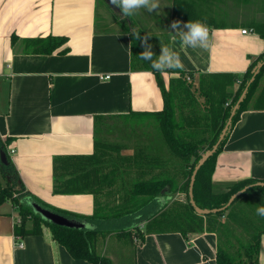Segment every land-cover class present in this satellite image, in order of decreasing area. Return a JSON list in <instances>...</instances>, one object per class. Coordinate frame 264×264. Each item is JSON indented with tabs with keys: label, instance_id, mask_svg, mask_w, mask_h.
<instances>
[{
	"label": "crops",
	"instance_id": "crops-1",
	"mask_svg": "<svg viewBox=\"0 0 264 264\" xmlns=\"http://www.w3.org/2000/svg\"><path fill=\"white\" fill-rule=\"evenodd\" d=\"M186 3L182 15L202 20L211 29L208 50L181 49L178 39L172 40L171 23L183 22L173 16L179 0H159L155 11L140 9L130 16H122L111 0H0V143L4 146L0 151L26 192L45 205L81 216L93 215L97 203L103 202L101 194L54 193L55 163L65 157L92 155L95 137H99L95 129L99 119L104 132L121 121L120 117L162 110L155 75L131 68L130 33L134 30L162 37L180 53L181 71L193 72L195 77L196 73L241 77L264 53V38L257 33L264 25V0ZM242 30L247 33L242 34ZM47 36L64 37L66 42L51 54L27 51L31 40ZM105 76L109 77L100 78ZM177 77L161 74L165 88ZM124 151L129 152L122 154ZM130 151L121 149L120 153L129 155ZM1 161L0 156L4 178L0 188L13 177L3 173L1 166L6 164ZM56 167L65 173L60 163ZM91 178L93 187L95 175ZM248 179L264 181V110L247 109L239 115L211 175L217 192ZM167 201L159 196L135 215L97 223L102 232H108L103 252L111 264L112 257L126 249L122 244L125 238L116 235L143 231L146 221ZM18 218V209L10 201L0 206V264H90L72 259L53 241L45 225L39 235H18L23 243L19 248L14 229ZM83 222L86 229L93 228ZM31 225L29 218L25 228ZM109 240L113 249L107 247ZM216 242L212 232L187 238L162 233L145 235L141 243L133 240L128 246L132 264H215ZM257 264H264V234Z\"/></svg>",
	"mask_w": 264,
	"mask_h": 264
},
{
	"label": "trees",
	"instance_id": "trees-1",
	"mask_svg": "<svg viewBox=\"0 0 264 264\" xmlns=\"http://www.w3.org/2000/svg\"><path fill=\"white\" fill-rule=\"evenodd\" d=\"M186 4V0H179L180 7H175V4L173 12L174 17L177 16L185 23L189 20L182 15L181 9H185ZM257 30L264 38V32L261 31H264V25ZM137 36L147 35L137 30L130 33L131 68L134 71L153 72L150 62L139 58L144 49ZM147 37L153 46V52L159 55L160 46L167 43L162 37ZM65 42L64 37L37 38L31 40L27 51L51 54ZM61 52L65 50H60L59 53ZM258 62L262 66L253 76ZM173 71L178 77L170 79L167 88L163 84L161 73L154 72L163 99L161 111L132 113L120 117L122 122L133 125L154 122L161 140L157 148L152 149L146 144L135 142L130 147V154L122 155L121 149H129L106 142L104 136H97L92 155L61 159L59 163L65 167L64 174L58 171L56 165L59 163L55 159L57 164L55 163L54 171V193L89 192L104 195L103 202L97 203L93 215L81 216L45 205L24 190L10 163L1 166L5 175H13L11 181L0 188V206L10 201L18 209L20 223L15 225L16 235H39L45 225L49 228L53 241L62 246L72 259L85 260L90 264H111L108 257L96 251L99 240H105L108 234L102 232L97 223L135 215L157 197L165 196L168 201L146 221L143 231H122L116 236L124 237L132 245L133 240L139 244L148 234L179 233L187 238L190 235L212 232L217 237L215 264H257L260 237L264 234V217L257 214V208L264 205V185H257V181L248 179L228 184L223 191L217 192L211 175L216 157L239 115L247 109L264 110V53L259 55L241 77L205 73H196L195 77L193 72ZM236 83L237 88L232 91L231 88ZM244 90L245 95L224 138L195 175L192 195L198 208L212 210L224 207L231 195L248 188L226 209L198 215L189 203L190 177L202 155L217 142L233 106ZM100 122L101 119L95 122V129L99 134L103 127ZM0 148H4L2 143ZM70 159L75 160L70 163ZM92 175L96 178L93 185L94 187L97 184L96 189L92 187ZM260 182L264 184V181ZM177 195H182V199L177 198ZM27 200L68 219L85 221L93 228H66L44 221L32 212L26 204ZM29 218L32 225L30 229H26L25 222Z\"/></svg>",
	"mask_w": 264,
	"mask_h": 264
},
{
	"label": "clouds",
	"instance_id": "clouds-1",
	"mask_svg": "<svg viewBox=\"0 0 264 264\" xmlns=\"http://www.w3.org/2000/svg\"><path fill=\"white\" fill-rule=\"evenodd\" d=\"M114 8L119 9L122 16H130L138 12L140 9H145L148 12H153L159 7V0H111ZM172 31V40L178 39L181 49H203L208 50L212 46L210 38L211 29L202 20H189L184 23L181 21H173L170 25ZM141 46L144 49L139 58L150 62V67L153 72H147L145 75L152 76L154 72H159L162 75L176 74L173 70H183L184 64L181 60L180 53L174 50L169 45L160 46V54L156 55L153 52V46L150 44L149 37H139ZM257 214L264 217V205L257 208Z\"/></svg>",
	"mask_w": 264,
	"mask_h": 264
},
{
	"label": "rangeland",
	"instance_id": "rangeland-1",
	"mask_svg": "<svg viewBox=\"0 0 264 264\" xmlns=\"http://www.w3.org/2000/svg\"><path fill=\"white\" fill-rule=\"evenodd\" d=\"M237 83L231 88L232 91L237 88ZM231 100L229 99V103ZM113 128L109 130H105L104 132H101L99 134V138H102L104 136V139L108 143L116 144L120 148H128L132 147V145L135 142L146 144L147 146H150L152 149L157 148L158 145H160V133L159 130L154 122H147L144 125H133L130 122L125 123L122 121H116L113 125ZM124 150V149H123ZM151 150V149H150ZM122 152V154H127L129 151ZM4 185V178L0 170V186ZM216 191V190H215ZM178 196V195H177ZM182 199V195H179ZM106 240V239H105ZM104 239L99 240L100 247L96 248L98 253L103 254L104 256L107 255V253L104 251L103 248L105 247ZM113 241L109 240L107 247L109 249H113L114 245H112ZM122 244L126 245V249L124 251L117 252L115 257H112V264H132V254L131 249L128 246V241L123 240ZM111 262V261H110Z\"/></svg>",
	"mask_w": 264,
	"mask_h": 264
},
{
	"label": "water",
	"instance_id": "water-1",
	"mask_svg": "<svg viewBox=\"0 0 264 264\" xmlns=\"http://www.w3.org/2000/svg\"><path fill=\"white\" fill-rule=\"evenodd\" d=\"M261 65H262V63H260L255 68V70L253 71V76H255L258 73L259 69L261 68ZM252 78L250 79V81L252 80ZM245 92H246V90H244L242 92V94L240 95L238 101L233 106V108L231 110V113H230V116H229V118H228V120H227V122H226V124H225V126L223 128V130L221 131V134L219 135L217 142L213 145V147L209 151H207L205 154L202 155L201 159L196 164V166H195V168H194V170L192 172V175L190 177L189 191H188L189 203H190V205L193 207L194 211L198 215H206V214H209V213H216L218 211L226 209L237 196H239L241 193H243L248 188V187H245V188L237 191L233 195H231V197L229 198V200L227 201L225 206L220 208V209H212V210L200 209V208H198L195 205V202L193 200V195H192L193 182H194V178H195V175H196L198 169L216 151L219 143L224 138V135L226 134L228 126H229V124L231 122V119H232L236 109L238 108L239 103L242 101V99H243V97L245 95ZM3 153H4L3 151H0V156L2 157L1 163L7 164V163H5V159H4V154ZM258 185H264V184L258 183ZM26 204L31 208V210H32V212L34 214H37L44 221H48V222H50L52 224L59 225V226H62V227H66V228L82 229V228L86 227V225H85V223L83 221H77V220H74V219H68V218L63 217V216H61V215H59L57 213H54V212H52V211H50V210H48L46 208L41 207L39 204H37L35 202L27 200Z\"/></svg>",
	"mask_w": 264,
	"mask_h": 264
},
{
	"label": "built area",
	"instance_id": "built-area-1",
	"mask_svg": "<svg viewBox=\"0 0 264 264\" xmlns=\"http://www.w3.org/2000/svg\"><path fill=\"white\" fill-rule=\"evenodd\" d=\"M241 33H242V34H246L247 31H246V30H242ZM108 77H109V76L100 77V78H102V79H107ZM187 80H188V78H187ZM19 223H20V219L18 218L16 224L18 225ZM16 224H15V225H16ZM15 245H17L19 248L22 247V245H23V243H22V241H21V237L18 236V235H15Z\"/></svg>",
	"mask_w": 264,
	"mask_h": 264
}]
</instances>
